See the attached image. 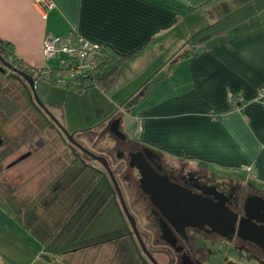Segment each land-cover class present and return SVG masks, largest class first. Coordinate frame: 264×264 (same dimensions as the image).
<instances>
[{"label": "crops", "instance_id": "0c3cea01", "mask_svg": "<svg viewBox=\"0 0 264 264\" xmlns=\"http://www.w3.org/2000/svg\"><path fill=\"white\" fill-rule=\"evenodd\" d=\"M52 2L55 7L48 10L36 0H0V38L12 43L16 56L32 69L51 68L43 55L44 39L48 35L68 36L73 28L90 42L109 46L121 55L135 54L107 88L109 95L99 88L80 95H91L93 111L101 114L96 123H90L87 115L88 121L82 120L88 124L86 128L95 129L120 114V127L125 125L129 137L139 136L140 146L150 147L166 159L243 173L245 178L256 176L264 184V0ZM181 44L184 47H179ZM156 64L160 66L150 76ZM230 95L237 98V105L229 102ZM94 100L104 106H96ZM131 125L138 134H132ZM73 153L83 164V172L87 169L93 177L103 175V170ZM39 173L33 178L47 177L43 170ZM75 176L60 174L56 183L37 193L33 185L27 187L29 181L21 189L18 179H13L7 190L0 184V196L8 204L5 207L12 210V225L27 230H14L13 238L7 240L24 251L21 259L29 258L5 261L0 249V264H36L37 260L48 264H116L120 256L129 264L127 252L109 248L117 239L129 242L133 237L110 186L112 205L105 220L113 219L115 228H109L114 236L102 239L107 227L97 234L44 233L45 229L40 236L33 233L38 222L55 228L59 225L50 218L51 207L66 197ZM9 189L14 192L7 197ZM54 189L59 191L55 197ZM34 197L45 201L32 202ZM36 211L38 219L32 213ZM4 228L0 225V231ZM22 235L34 242L26 243ZM3 249L8 255L12 253ZM137 255L142 257L138 250Z\"/></svg>", "mask_w": 264, "mask_h": 264}, {"label": "rangeland", "instance_id": "374dc122", "mask_svg": "<svg viewBox=\"0 0 264 264\" xmlns=\"http://www.w3.org/2000/svg\"><path fill=\"white\" fill-rule=\"evenodd\" d=\"M261 16L264 17V12L261 13ZM177 33L180 36V33ZM179 47L184 46L181 44ZM47 66L54 68L58 66V62L56 60H51L48 62ZM159 66L158 64L154 65L148 74L152 76ZM14 73L15 72L11 71L5 65L1 64L0 61V100L4 97H8L9 100H7V102H12L11 105L8 106L0 105V133L11 143L8 146L6 145L2 150L0 149V184H5L3 190H7V187L11 188L13 185L12 180L18 179L21 181L19 186L20 189L25 182L29 181L27 187L33 185L37 193L40 189L44 190L45 187L54 184L60 174L69 176L72 174L73 176L76 175L74 180L71 181L66 197L56 201L51 207L50 218L53 221L58 220L57 222H59V225L55 228V226H44L38 222L33 233L40 236L42 230L45 229L44 233L50 231L52 233H64L68 235H77L81 232L97 234L107 227V229L102 232V239L114 236L115 232L109 228V226H114L115 228L113 219L107 218L105 220V214L112 205V201L110 202L109 198L111 193L107 186H110L115 191V196H117L115 198L119 209L125 217L128 226L132 228L109 172L102 164L70 144L50 116H54L72 135L82 130L83 132L74 135L78 144L94 155L108 160L131 215L136 220L138 230L143 233L145 230L141 220L142 211L140 215L136 205H134V203L132 205L133 199L131 191L133 187L129 186L132 183V177L126 176L125 178L122 173L126 168V164H129L128 160H125V157L121 155L122 140L114 131L110 133L109 130H107L106 125L109 124L111 120L107 124H101L99 127L85 132L87 131L85 129L88 128L84 125L88 124L83 123L82 120L88 121L86 117L88 115L90 116V123H96L101 116L100 113H95L92 109L93 99H91V95L80 96L85 92L91 91L93 88H86L83 93H78V89L71 90L45 81L38 72L34 78L36 82V90L34 91L26 80H23L21 77L20 79L18 75ZM147 79L148 77L141 81L143 82ZM115 82L116 80L114 83ZM106 90L108 89L101 91H104L103 94L109 95V92ZM38 98L42 102V105L38 101ZM94 101L96 106H104L100 101ZM116 117L123 119V116L118 114L112 117V120ZM125 120L126 119H124L123 122H125ZM120 130L121 132L118 128V131L123 133L124 137L128 136V139L138 143L137 139L140 137L136 135L135 137H129L130 135L126 132L125 125L121 126ZM136 131L135 125H131V132L133 135ZM138 133L139 132H136V134ZM2 140L4 144V139L2 138ZM130 143L131 142H128L125 145L128 146ZM2 146H0V148ZM8 149L11 154L7 152ZM4 152H6L5 155L3 154ZM73 152H76V156L82 158L85 163L95 165L97 168L103 170L106 177L104 173L103 175L96 174L93 177L92 173L87 169H84L85 172H83L82 168H84V166L78 158H75ZM26 154H30L29 157L23 161H18ZM193 167L194 166H192V169H194ZM42 170L45 175L47 173L46 178L45 176H41L38 180L33 178ZM50 174L53 176L49 178ZM39 175L40 173L38 176ZM224 175L230 178L235 175L244 176L245 174L224 171ZM245 179H250V182L254 185L262 184L256 176ZM88 186H90V188H88ZM136 190L139 191V189ZM13 192L14 191L9 189L6 196H11ZM58 193V190H53L54 197L58 195ZM31 200L32 202L45 201L40 200V197H34ZM93 203H95L94 206ZM6 205H8L7 201L0 196V225L5 227V230H1L0 234L6 235V237L0 236V249L4 253L6 252L3 248L12 251L9 255L1 252V254L4 255L3 260L10 262L28 260L29 258L21 259V257L25 255L24 251L19 247H14L13 241L7 240L8 238H13L14 230L20 233L26 232L27 230H20L12 225V210L5 207ZM89 206L90 209L88 208ZM6 213L8 217L4 215ZM32 213H36L34 214V219L39 218L38 211ZM103 219L104 222H102ZM100 221L102 225L99 224ZM119 222L117 224H120ZM22 238L25 239L26 243L34 242L33 238L30 236L22 235ZM134 238L132 237V240L129 242H119V239H117L114 245L109 248H118V250L127 252L130 256L126 258L129 264H145L143 262V252H141L142 257L137 255V250L141 255L140 242L138 238H135V240ZM35 263L48 264L41 260H37ZM116 264H125L124 258L121 256L118 257Z\"/></svg>", "mask_w": 264, "mask_h": 264}, {"label": "flooded vegetation", "instance_id": "af4514ba", "mask_svg": "<svg viewBox=\"0 0 264 264\" xmlns=\"http://www.w3.org/2000/svg\"><path fill=\"white\" fill-rule=\"evenodd\" d=\"M120 120L107 130L121 132ZM121 140L129 162L122 173L132 177V205L142 211L145 264H155L148 254L157 264H264V184Z\"/></svg>", "mask_w": 264, "mask_h": 264}, {"label": "built area", "instance_id": "2783aa9c", "mask_svg": "<svg viewBox=\"0 0 264 264\" xmlns=\"http://www.w3.org/2000/svg\"><path fill=\"white\" fill-rule=\"evenodd\" d=\"M52 10L55 4L52 0H36ZM43 55L46 60H56L58 66L47 68L42 74L54 85L68 89H77L81 81L88 79L98 70L103 56V46L87 40L76 28L68 36L48 35L43 41ZM264 97V91L261 93ZM240 102L243 100L239 98ZM229 102L237 105V98L230 95Z\"/></svg>", "mask_w": 264, "mask_h": 264}, {"label": "trees", "instance_id": "16d2710c", "mask_svg": "<svg viewBox=\"0 0 264 264\" xmlns=\"http://www.w3.org/2000/svg\"><path fill=\"white\" fill-rule=\"evenodd\" d=\"M190 53V52H189ZM193 52L191 51L190 55ZM135 54H129V55H121L117 53L114 49L110 48L109 46L103 47V56L100 60L98 71L89 77L88 79H84L81 81V85L77 86L78 93H83V91L86 88H99L101 90L107 89L110 85L114 83V81L117 79L120 70L122 67L134 56ZM189 54H187L186 57H190ZM0 56L9 64L14 66L16 69L25 72L34 78L36 77V74L39 72L40 76L50 83L51 81L47 80L46 77L42 74V71H46V69H39L34 70L28 65H26L24 62H22L15 54V47L12 43L8 41H4L0 38ZM15 74V73H14ZM23 79V78H22ZM24 80V79H23ZM9 100L8 97H4L0 100V105H11L12 102H7ZM10 111V110H8ZM0 137L4 139V144L0 148L1 150L7 145H10L11 143L3 137V135L0 133ZM126 138V137H125ZM125 140V139H124ZM10 154V150L8 151Z\"/></svg>", "mask_w": 264, "mask_h": 264}, {"label": "water", "instance_id": "95a60500", "mask_svg": "<svg viewBox=\"0 0 264 264\" xmlns=\"http://www.w3.org/2000/svg\"><path fill=\"white\" fill-rule=\"evenodd\" d=\"M0 61L3 65H5L7 68H9L11 71L15 72L19 77L23 78L24 80H26L31 86L32 88L34 89V91L36 90V82H35V79L33 76L25 73V72H22L18 69H16L14 66H12L11 64L7 63L1 56H0ZM39 99V98H38ZM40 102V104L42 105V102L40 101V99L38 100ZM50 118L54 121L55 125L59 128V130L65 135L66 139L68 140V142H70V144H72L73 146L77 147L78 149L82 150L84 153H86V155H88L89 157L93 158L95 161L99 162L100 164H102V166L109 172L114 184H115V187L117 188V192L119 194V197H120V201L122 203V206H123V209H124V212L126 214V216L128 217L129 221H130V224L132 226V229L136 235V237L138 238L139 242H140V245L143 249V251L146 253L147 252V249H146V245L143 241V238L140 234V231L138 230V227H137V223H136V220L135 218L131 215L127 205H126V202L124 200V197L121 193V190L119 188V185H118V182L116 180V177L114 175V173L112 172L111 170V167H110V164L108 162V160L106 158H103V157H99V156H96L94 155L93 153H91L89 150H87L86 148L82 147L80 144H78V142L75 140L74 138V135H72L70 132H68L66 130V128L53 116ZM121 139H125V137L123 136L124 134L123 133H120L117 130H113ZM3 144V140L2 138H0V146H2ZM30 154H26L25 156H23L22 158H20L18 161H23L25 160L27 157H29ZM148 254V253H147ZM148 256L150 257V259L152 260V262H154L155 264H157V262L154 260V258L148 254Z\"/></svg>", "mask_w": 264, "mask_h": 264}]
</instances>
